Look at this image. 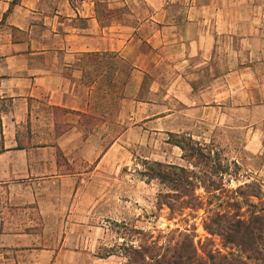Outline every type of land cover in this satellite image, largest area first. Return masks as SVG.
<instances>
[{
	"label": "crops",
	"instance_id": "obj_1",
	"mask_svg": "<svg viewBox=\"0 0 264 264\" xmlns=\"http://www.w3.org/2000/svg\"><path fill=\"white\" fill-rule=\"evenodd\" d=\"M131 1L0 0V188L38 214L0 218V264H82L73 259L88 246L71 244L97 227L104 180L127 154L162 161L150 133L199 138L189 131L209 130L233 74L246 92L249 70L261 83L251 65L228 63L219 77L205 68L224 33L237 47L264 45V2L235 27L227 10L179 16L167 0H142L149 14L137 17L121 9ZM164 144L180 155L167 149L164 161L181 164L182 149Z\"/></svg>",
	"mask_w": 264,
	"mask_h": 264
},
{
	"label": "rangeland",
	"instance_id": "obj_2",
	"mask_svg": "<svg viewBox=\"0 0 264 264\" xmlns=\"http://www.w3.org/2000/svg\"><path fill=\"white\" fill-rule=\"evenodd\" d=\"M256 1L264 2V0ZM167 2H169V10L180 14L179 16L194 17L198 14V10L210 15L216 11L227 10L231 16H234L235 27L246 22L245 18L241 19V14L243 16L261 10L257 6L255 8L256 2L252 0H167ZM121 9L137 17H146L149 14L142 0H132ZM233 30L237 29L233 28ZM236 36L233 34L226 36L224 33L219 38L213 61L205 70L208 69L211 75L214 66L219 77L220 73L229 69V65L232 71L238 70L242 65H251L253 69L258 70L261 83L257 86L255 76L249 70L246 92L241 88L239 74H233L230 78L233 93L231 92L229 99L221 100L225 102L220 103L225 109L219 111L217 108L215 121L208 126L209 130L203 128L207 125H201L199 130L189 131L199 136L193 138V142L206 145L208 150L212 151L213 162L217 163L216 167L223 168V172L217 173L211 168H206L207 172H212L208 175L213 178L211 180L218 189L208 193L204 187L197 188V194L204 197L206 206L200 210L184 209L182 213L177 212L172 218L169 207H160L158 204L159 194L167 192L166 185L160 180H152L144 175L149 172V163L154 160H145L140 155V149L134 148L127 154L124 163L120 162L119 167L114 168L113 184L105 178L103 209L100 208L95 212L97 227L85 228L82 231V234L86 235L85 240L80 244L77 242L71 244L88 246V255H81L80 258L77 255L74 261L82 264H129L130 256L127 248L148 245L154 241L165 247L178 242L182 244L185 236L178 237V234L183 232L189 235V240H193V250L194 247L197 248L201 256L206 257V253L211 249H219L222 254L231 253L230 257L244 260L247 264H264V239L258 244L263 252L258 254L245 244L224 245L220 236L211 235L204 227L208 213L212 214L214 211L239 213L240 217L246 220L257 214L264 215V106H261L264 105V45L259 49H246L249 45L237 47L235 40L231 38ZM168 70L169 76L173 75V69L169 67ZM124 80V78L121 80V92ZM221 81L218 80L217 85ZM240 92L243 94L239 100ZM234 94L236 97L232 98ZM123 128L124 124L121 123L120 131ZM189 137L177 132L161 135L150 133L148 144L152 153L162 158L161 162L183 166L199 173L204 168L193 167L188 150L182 152L185 159L180 160L181 164L164 161L163 152L167 149L168 153L180 156L170 145H167V148L163 147L165 140L171 144L179 140L186 145ZM105 174L109 177L110 172L105 169ZM203 174L204 171L200 173L201 176ZM235 202L240 203L239 207L233 205ZM29 216L37 218L38 214L36 211L11 204L5 190L0 188V218L14 217L24 225L25 223L21 221ZM177 229L179 231H175ZM54 233L60 235L61 229L55 230ZM193 262L197 264L198 261L193 260Z\"/></svg>",
	"mask_w": 264,
	"mask_h": 264
},
{
	"label": "trees",
	"instance_id": "obj_3",
	"mask_svg": "<svg viewBox=\"0 0 264 264\" xmlns=\"http://www.w3.org/2000/svg\"><path fill=\"white\" fill-rule=\"evenodd\" d=\"M174 144L179 146L183 152L187 150L190 152V162L193 167L204 168V170L198 173L183 166L166 164L161 161L149 163V172L144 175L152 180H160L166 185L167 192L159 194L158 204L160 207H169L172 218L177 212L182 213L184 209L200 210L206 206L204 197L197 194V188L204 187L208 193L218 189L215 182L211 180L213 178L208 175L212 172H207L206 168H211L215 173L223 172V168H217V163L213 162L212 151H209L208 147L202 143L193 142L191 136L187 139L186 145L179 140ZM183 158L185 159L184 155ZM218 165L220 166L221 163ZM201 171H204L203 176L200 175ZM207 182L209 184L206 185ZM255 195L260 196V194ZM239 204L238 202L233 203L238 207ZM204 227L211 235L220 236L224 245L245 244L254 253L262 254L263 252L258 244L264 239V215L257 214L246 220L242 219L239 213L214 211L212 214L208 213L204 220ZM182 236H185L182 244L178 242L165 247L154 241L148 245L127 248L130 256L129 264H195L193 260H197V264H247L244 260L230 257L231 253L222 254L219 249L208 251L207 258L201 256L197 248L194 247L193 250L194 243L193 240H189V235L179 232L178 237Z\"/></svg>",
	"mask_w": 264,
	"mask_h": 264
}]
</instances>
